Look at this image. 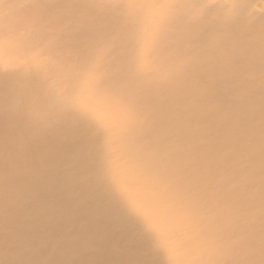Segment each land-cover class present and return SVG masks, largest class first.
<instances>
[{"label":"snow or ice","instance_id":"1","mask_svg":"<svg viewBox=\"0 0 264 264\" xmlns=\"http://www.w3.org/2000/svg\"><path fill=\"white\" fill-rule=\"evenodd\" d=\"M256 9L0 0V264H264Z\"/></svg>","mask_w":264,"mask_h":264},{"label":"bare ground","instance_id":"2","mask_svg":"<svg viewBox=\"0 0 264 264\" xmlns=\"http://www.w3.org/2000/svg\"><path fill=\"white\" fill-rule=\"evenodd\" d=\"M5 2L12 3V2H14V0H5ZM255 2L257 4L256 11L258 12L259 11V5L264 3V0H255ZM257 100H258V98H257ZM258 113H259V107L257 104V135L259 134V116H258ZM2 160H3V123L0 122V161H2ZM116 165L121 172V177L125 178V168H126L125 164L123 162L117 160ZM70 187H71V193L70 194L72 195V197L74 199L81 201V203H84V202H90L92 204L97 203L95 193L89 190L86 182L83 184H80V185L71 184ZM3 225H4V215H3L2 210H0V229L3 228Z\"/></svg>","mask_w":264,"mask_h":264}]
</instances>
